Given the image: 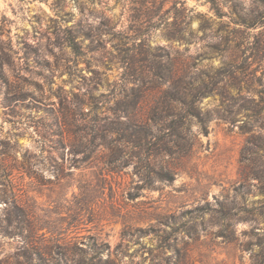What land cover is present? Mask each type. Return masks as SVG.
Wrapping results in <instances>:
<instances>
[{
  "label": "rangeland",
  "instance_id": "rangeland-1",
  "mask_svg": "<svg viewBox=\"0 0 264 264\" xmlns=\"http://www.w3.org/2000/svg\"><path fill=\"white\" fill-rule=\"evenodd\" d=\"M215 1L0 0V264H264V0Z\"/></svg>",
  "mask_w": 264,
  "mask_h": 264
},
{
  "label": "trees",
  "instance_id": "trees-1",
  "mask_svg": "<svg viewBox=\"0 0 264 264\" xmlns=\"http://www.w3.org/2000/svg\"><path fill=\"white\" fill-rule=\"evenodd\" d=\"M207 1L211 3L213 7H216L215 0H207ZM68 46L71 48L72 52L76 56L82 55L81 47L80 44L76 41V37H71L68 39ZM149 78L150 77L142 78L140 81L143 84L146 81L150 83H154L155 85L170 84L172 89L164 92L163 102H167L168 104L175 103L183 107L181 110L175 109L170 105L168 108H163L161 110V113H164V115L162 114L161 116H159V118H157L156 121H154V123L165 124L167 120L171 118V121L167 125H165L164 129H167L174 133L178 132L189 119L195 117V114H193L191 110L192 103L191 101H189V99L192 98L194 94L188 88V82L190 81L188 79V76L187 75L179 76L174 71V69L169 68L164 73L163 72L155 73L150 79ZM155 87L157 88L158 86ZM156 88H152V90ZM150 90L151 88L147 89V91ZM236 91L237 94L235 96L230 97L233 100H235V98L241 99L242 96L241 88H237ZM225 93L227 92L225 91ZM208 94L207 93L203 94V96L206 97ZM259 94H260V102L264 103V90L259 91ZM156 124H153V126H155ZM123 125H125L123 129H121L120 127H116V128H111V131L116 133H121V132L128 133L130 131V133L126 135L128 141L129 140L131 142L139 141L137 143H139L140 145L146 144L147 142H149V139L155 137L153 126L149 125L147 121L144 122L136 121L133 115L130 117L128 116L126 123H123ZM161 174H162V179H167L170 176V170L162 168Z\"/></svg>",
  "mask_w": 264,
  "mask_h": 264
}]
</instances>
